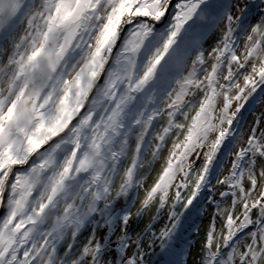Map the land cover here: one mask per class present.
<instances>
[{
	"label": "snow or ice",
	"instance_id": "obj_1",
	"mask_svg": "<svg viewBox=\"0 0 264 264\" xmlns=\"http://www.w3.org/2000/svg\"><path fill=\"white\" fill-rule=\"evenodd\" d=\"M0 264H264V0H0Z\"/></svg>",
	"mask_w": 264,
	"mask_h": 264
}]
</instances>
